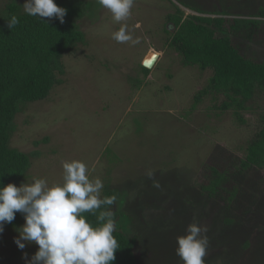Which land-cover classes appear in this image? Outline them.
<instances>
[{
	"label": "rangeland",
	"instance_id": "374dc122",
	"mask_svg": "<svg viewBox=\"0 0 264 264\" xmlns=\"http://www.w3.org/2000/svg\"><path fill=\"white\" fill-rule=\"evenodd\" d=\"M15 1L24 11L25 0ZM180 1L210 17L251 18L264 8V0ZM8 2L0 0V11ZM174 7L185 17L196 15L178 0H135L126 21L115 22L99 4L77 22L85 42L63 56L62 83L15 117L9 146L36 155L25 178L14 184L38 178L49 186L62 183L63 162L80 160L91 179L119 190L115 207L131 216L123 223L128 236H138L135 252L141 264H184L175 251L177 237L193 222L208 228L205 264H264L259 181L264 168L251 170L241 181L242 195L232 209L201 196L195 185L207 160L227 153L243 158L261 125L264 91L256 90L248 109L239 112L244 124L232 110L215 108L222 95L206 96L191 109L211 70L183 66L168 46L174 29L166 17ZM122 24L139 43L112 39ZM241 47L246 56L264 61V25L259 38ZM150 53L158 57L144 75L142 61ZM18 236L5 227L0 233V264H26L37 251L35 243L19 249Z\"/></svg>",
	"mask_w": 264,
	"mask_h": 264
},
{
	"label": "trees",
	"instance_id": "16d2710c",
	"mask_svg": "<svg viewBox=\"0 0 264 264\" xmlns=\"http://www.w3.org/2000/svg\"><path fill=\"white\" fill-rule=\"evenodd\" d=\"M54 2L67 10L63 23L56 18L30 16L15 0H10L0 11V187L23 180L30 168V158L36 155L9 146L16 129V115L23 106L45 100L53 87L62 83L63 56L85 42V35L77 22L99 5L98 0ZM178 2L196 15L185 17L178 7H174L173 14L166 17L167 24L174 29L168 46L181 57L183 66L211 70L206 85L194 94L191 109L206 96L213 100L222 95L224 100L215 108L221 112L232 110L239 123L244 124L239 112L248 109L246 103L252 100L256 90L264 91V61L246 56L241 46L243 42L259 38L264 25V20H260L264 19V8L260 7L251 18L210 17L201 16L206 12L198 8ZM13 15L18 17L19 23L11 30L7 21ZM141 69L144 75L149 73L148 69ZM260 123L243 158L230 154L232 158L227 161L231 157L227 153L221 159L211 158L204 162L200 178L195 183L201 196L222 202L229 209L235 207L242 195L241 181L251 170L264 168V113L260 116ZM46 141L44 138L43 142ZM259 181L263 185L260 194L264 198V178ZM103 185L102 197L115 195L117 202L119 190L108 182ZM115 204L97 210V215L108 209L114 212L116 231L113 235L119 249L112 264H141L135 252L138 236H128L123 223L131 216L123 209H116ZM84 215L94 227L99 226L95 215ZM24 223L23 215L16 213L14 221L5 223L4 227L18 232Z\"/></svg>",
	"mask_w": 264,
	"mask_h": 264
},
{
	"label": "clouds",
	"instance_id": "9594fccd",
	"mask_svg": "<svg viewBox=\"0 0 264 264\" xmlns=\"http://www.w3.org/2000/svg\"><path fill=\"white\" fill-rule=\"evenodd\" d=\"M98 3L119 23L131 16L135 0H98ZM23 9L30 16L56 18L60 23L67 12L54 0H25ZM7 23L12 30L19 19L13 15ZM112 39L118 43H139L126 24L112 34ZM62 166V183L49 186L45 179L38 178L20 186L8 183L0 187V233L5 223H11L16 213H21L25 223L17 229L19 236L14 242L19 249H24L26 243L38 245L26 264H112L119 249L113 235L114 212L108 209L97 215V210L114 205L116 196L102 197V180L91 179L88 165L83 161H65ZM148 176L152 177L151 171ZM84 213L95 215L99 226L89 223ZM207 232V226L193 222L187 226L185 235L177 237L175 251L184 264H205Z\"/></svg>",
	"mask_w": 264,
	"mask_h": 264
},
{
	"label": "water",
	"instance_id": "95a60500",
	"mask_svg": "<svg viewBox=\"0 0 264 264\" xmlns=\"http://www.w3.org/2000/svg\"><path fill=\"white\" fill-rule=\"evenodd\" d=\"M149 55H150L149 57H145L142 61V67L148 70L151 69L155 60L158 57V55L155 53H150Z\"/></svg>",
	"mask_w": 264,
	"mask_h": 264
},
{
	"label": "bare ground",
	"instance_id": "6f19581e",
	"mask_svg": "<svg viewBox=\"0 0 264 264\" xmlns=\"http://www.w3.org/2000/svg\"><path fill=\"white\" fill-rule=\"evenodd\" d=\"M150 55L148 54V56H146V57H149Z\"/></svg>",
	"mask_w": 264,
	"mask_h": 264
}]
</instances>
